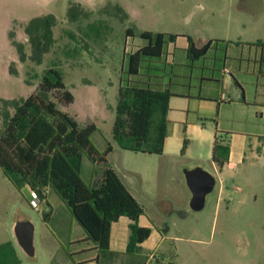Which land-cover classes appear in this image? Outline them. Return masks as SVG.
<instances>
[{"label": "rangeland", "instance_id": "obj_1", "mask_svg": "<svg viewBox=\"0 0 264 264\" xmlns=\"http://www.w3.org/2000/svg\"><path fill=\"white\" fill-rule=\"evenodd\" d=\"M72 3L81 4L87 15L73 20L69 16ZM108 3L121 5L130 14L129 20L104 13L102 8ZM263 7V0H0V99L30 96L38 89L44 71L58 64L65 84L75 96L71 106L61 108L81 125H97L99 131L92 138L94 144L100 150L108 143L116 147L113 163L125 179L135 182L138 191L147 190L153 198L167 195L146 184L141 167L148 155L122 150L113 138L120 81L126 79L129 54L135 51L136 42H140L138 36L127 38V30L136 34L148 31L196 36L198 30L207 27L215 30L216 35H229L232 39L240 35L251 37L256 33L244 25L253 19L244 15L243 10ZM49 14L57 20L53 29L55 43L43 62L37 64L31 59L26 26L33 18ZM15 42L24 43L26 61H21ZM179 42L184 43L185 39ZM82 177L89 183L86 175ZM184 184L188 189L186 181ZM172 193L170 196L176 197L180 188H174ZM22 194L15 193L13 184L0 169V243L13 239L15 218L19 215L34 226L44 216L45 204H41V211H36L30 197ZM217 196L218 185L202 211L190 209L186 229L178 217L165 216L172 228L173 240L168 246L177 254L172 261L264 264V172H253L238 182L234 197L245 202L236 207L235 213L222 210L216 215L212 199ZM254 200L258 205H251ZM34 247L35 256L28 257L26 262L50 263L38 241Z\"/></svg>", "mask_w": 264, "mask_h": 264}, {"label": "crops", "instance_id": "obj_2", "mask_svg": "<svg viewBox=\"0 0 264 264\" xmlns=\"http://www.w3.org/2000/svg\"><path fill=\"white\" fill-rule=\"evenodd\" d=\"M263 9L243 10L244 15L253 19L244 25L256 33L251 37L240 35L232 39L229 35H216L215 30L207 27L198 30L196 36L177 35V40L166 47L161 58L146 59L139 75L131 77L141 86L168 89L172 93L168 113L170 135L165 151L161 155L145 154L148 156L141 167L146 184L167 195L153 198L147 190L138 191L135 182L125 179L113 163L117 150L112 145L109 165L142 205L144 215L139 218L138 226L149 228L151 235L139 245L138 252L128 254L133 221L121 217L112 224L110 239V250L119 256L102 264H176L172 259L177 254L171 245L168 246L173 240L172 228L167 225L165 216L178 217L186 229L192 193L185 188V170L202 167L215 176L218 196L212 199V204L216 215L222 210L235 213L238 205H244V200L237 201L234 197L238 193V182L253 172H264V45L259 43L264 41ZM188 37L193 38L197 49L210 43L205 55L199 59L189 57ZM179 39L185 42L180 43ZM136 43L135 51L148 44L141 38ZM185 140L188 143L182 153ZM216 142L230 149L229 159L222 168L212 160ZM106 148L107 145L102 150ZM103 172V165H93L83 158L81 176H87L89 183L82 178L88 186H99ZM174 188H180V193L174 197L178 200L170 196ZM14 191L27 194L31 203L29 186L22 191L14 187ZM42 203L45 204L44 216L34 226V245L38 241L42 253L50 261L47 264H99L95 244L87 239L59 196L48 190L47 199ZM252 203L258 205L257 200ZM16 221L28 220L19 215ZM5 242L13 243L21 264H30L26 259L31 256L18 244L15 231L13 239L0 244Z\"/></svg>", "mask_w": 264, "mask_h": 264}, {"label": "trees", "instance_id": "obj_3", "mask_svg": "<svg viewBox=\"0 0 264 264\" xmlns=\"http://www.w3.org/2000/svg\"><path fill=\"white\" fill-rule=\"evenodd\" d=\"M81 4L72 3L69 16L76 20L87 15ZM102 11L110 16L129 20L127 11L119 4L108 3ZM56 17L52 14L36 17L26 26L32 49L31 59L41 64L55 43ZM100 35V34H98ZM127 37L138 36L148 44L129 54L126 79H121L118 90L113 138L122 150L134 153L161 155L170 135V99L172 93L141 86L131 77L138 76L148 58H161L166 47L177 40V35L152 33L131 29ZM189 39V57L199 59L210 43L197 49ZM264 45V41L259 42ZM21 61H26L24 43H14ZM75 102L58 64L47 68L40 78L38 89L20 99H0V169L13 186L22 191L29 186L39 198L47 199L48 190L54 191L65 203L72 217L84 230L98 250L97 261L102 264L119 256L110 250L111 226L121 217H128L131 236L128 254L139 251V245L151 235L149 228L138 226L144 209L130 193L117 172L109 165L113 146L108 143L100 150L93 142L99 131L91 123L81 125L68 108ZM188 141L185 140L182 153ZM230 149L219 142L213 148L212 160L222 168L229 159ZM83 158L93 165H103V179L99 186H88L81 176ZM165 229L168 228L166 225ZM0 264H21L12 242L0 244Z\"/></svg>", "mask_w": 264, "mask_h": 264}, {"label": "water", "instance_id": "obj_4", "mask_svg": "<svg viewBox=\"0 0 264 264\" xmlns=\"http://www.w3.org/2000/svg\"><path fill=\"white\" fill-rule=\"evenodd\" d=\"M185 179L192 193L190 207L199 212L205 208L206 200L216 185V178L202 167L185 170ZM15 235L20 247L29 256L35 255L34 225L29 221L17 222L14 228Z\"/></svg>", "mask_w": 264, "mask_h": 264}, {"label": "built area", "instance_id": "obj_5", "mask_svg": "<svg viewBox=\"0 0 264 264\" xmlns=\"http://www.w3.org/2000/svg\"><path fill=\"white\" fill-rule=\"evenodd\" d=\"M225 73L227 74V73H229V71L225 70ZM30 195H31V205H32V207L36 211H40L41 204H42L43 201L39 198V196L33 190H31ZM151 257L154 258L155 256L152 255Z\"/></svg>", "mask_w": 264, "mask_h": 264}]
</instances>
